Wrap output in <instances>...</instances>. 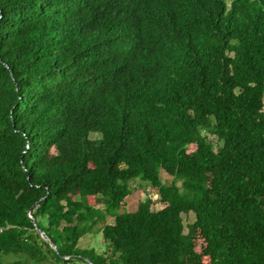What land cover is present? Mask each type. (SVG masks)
Instances as JSON below:
<instances>
[{
	"label": "trees",
	"instance_id": "obj_1",
	"mask_svg": "<svg viewBox=\"0 0 264 264\" xmlns=\"http://www.w3.org/2000/svg\"><path fill=\"white\" fill-rule=\"evenodd\" d=\"M0 264H264V0H0Z\"/></svg>",
	"mask_w": 264,
	"mask_h": 264
},
{
	"label": "rangeland",
	"instance_id": "obj_2",
	"mask_svg": "<svg viewBox=\"0 0 264 264\" xmlns=\"http://www.w3.org/2000/svg\"><path fill=\"white\" fill-rule=\"evenodd\" d=\"M99 136L98 133H92L90 137L92 139L97 138ZM210 140H214V137H211ZM161 177L164 182H170L171 179L167 177V175L162 171ZM132 187L134 189V192L132 194V197L128 200V205H126V210L128 211H136L138 210L140 204L143 201H146L148 198L154 199L155 203L153 206L154 210H160L163 208V205L157 201L158 197L156 192L151 186H148L146 183H142L141 181H134L132 182ZM184 218V224L186 226V233L188 232V225L192 224L194 222L195 216L193 214L190 215H183ZM112 219H110L108 222L112 223ZM81 247L84 249L87 248H95L98 251H104L106 249V242L103 239L102 234H98L96 236L89 235L86 236L81 243ZM199 249V246H198Z\"/></svg>",
	"mask_w": 264,
	"mask_h": 264
},
{
	"label": "water",
	"instance_id": "obj_3",
	"mask_svg": "<svg viewBox=\"0 0 264 264\" xmlns=\"http://www.w3.org/2000/svg\"><path fill=\"white\" fill-rule=\"evenodd\" d=\"M31 221L34 223L33 220H31ZM35 230H37L38 233H40L44 238H46V234H45V232H44L41 228H35ZM53 247H54L56 250H58L57 245H53Z\"/></svg>",
	"mask_w": 264,
	"mask_h": 264
}]
</instances>
